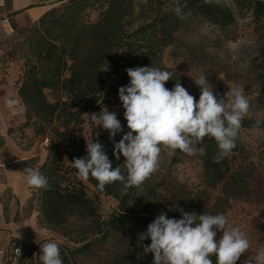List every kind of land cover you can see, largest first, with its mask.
Returning <instances> with one entry per match:
<instances>
[{"label":"rangeland","instance_id":"1","mask_svg":"<svg viewBox=\"0 0 264 264\" xmlns=\"http://www.w3.org/2000/svg\"><path fill=\"white\" fill-rule=\"evenodd\" d=\"M142 1L136 26L163 14L173 15L174 19L181 22L182 27L175 34L174 44L164 50L162 58L166 68L183 76V87L191 95H200L193 78L204 74L213 85V91L218 90L221 96L229 88L243 90L250 102V110L242 123L256 116V113L264 117V110L258 107L257 102L261 86L259 76L264 70V17L256 19L252 10H241L233 0H212L234 13V23L221 28L188 12V0H179L185 17L183 19L174 12L177 0ZM64 3L67 1L39 0L37 6L44 7L47 13ZM86 14L91 22H95L100 11L91 9ZM39 20L27 19L14 23L13 31L0 50V135L33 151L37 158L30 166L39 160L40 165L44 163L52 148V138L36 134V120L27 123L26 110L18 116H11L5 107V99L13 96L25 107L18 95L24 80L27 54L25 39ZM104 97L106 104L103 107L115 112L120 121L126 122L118 94L111 89ZM62 131L68 138L78 137L93 142L107 133L90 123L87 115L82 126ZM238 138L239 150L228 156L231 172L222 184L215 187L210 186L207 180L202 167V155L197 153L189 156L180 150L161 146L158 171L145 181L147 192H144V196L180 217L181 213L175 210V205L185 212L195 211L198 215L204 212L227 215L229 227H240L251 244L248 252L237 262L243 264L247 257L254 256L259 248L264 247V132L257 134L253 129L242 127ZM46 139L49 140L48 146H45ZM66 169L68 176H74L84 184L87 196L93 203L94 215L71 218L67 225L58 229H50L42 223L40 189L28 186L24 174L13 178L8 171L9 175L0 171V264H9L8 248L17 241L23 246L37 248L33 255L35 264H40V245L49 241L56 242L65 251L61 255L63 264H109L114 256L113 243L100 242L97 223L109 220L118 211L119 203L112 197L99 195L89 181L80 180L70 163L65 164L63 170ZM220 235L222 233L218 232L217 238ZM86 244H92L86 254H71Z\"/></svg>","mask_w":264,"mask_h":264},{"label":"trees","instance_id":"2","mask_svg":"<svg viewBox=\"0 0 264 264\" xmlns=\"http://www.w3.org/2000/svg\"><path fill=\"white\" fill-rule=\"evenodd\" d=\"M67 3L45 13L26 36V58L24 80L18 95L26 108L27 123L35 119L36 134L49 138L52 148L38 171L45 175L50 184L48 189H40L42 223L50 229L67 225L74 217H93L94 207L87 196L84 184L74 176H68L64 166L73 158L86 156V141L82 138H68L62 131L66 128L80 127L88 113H98L106 104L105 93L129 84L126 69L137 66H153L173 73V79L166 82L171 89L176 82L183 86L184 78L180 73L166 68L162 54L175 42V34L182 27L173 15H158L154 20L136 26L139 20L138 10L142 0H65ZM237 7L250 9L256 19L264 17L263 0H233ZM57 4V3H55ZM53 4V5H55ZM100 11L98 19L91 22L87 11ZM186 9L208 23L227 28L235 21L234 13L212 0H188ZM260 89L257 98L258 107L264 110V70L259 76ZM214 93L220 94L217 90ZM221 95V94H220ZM196 100L198 96H194ZM255 118L242 123V127L252 129ZM124 132L118 133V142L128 131L127 123L121 121ZM264 128V125L261 126ZM94 142L103 144L113 167L123 164L113 156L114 141L108 132ZM239 148V138L236 141ZM200 147L205 149L202 155V167L210 186L222 184L231 168L228 157L219 163L213 157L219 151L213 138H205ZM175 162L178 160L175 158ZM89 183L99 195L116 199L118 211L109 220L97 223L102 244L113 243L114 256L109 264H152L153 254L144 253L143 244H150V238L139 241L138 234L147 230V226L161 213L169 218L181 217L158 202L145 198L147 192L135 187L127 193L123 185L114 182L106 185L105 190L97 188V181ZM111 240L113 242H111ZM23 255L17 261L11 258L9 264H35L33 255L37 248L23 246ZM92 244H86L71 252L83 255L90 251ZM61 255L64 250L60 248ZM215 264V257H212Z\"/></svg>","mask_w":264,"mask_h":264},{"label":"clouds","instance_id":"3","mask_svg":"<svg viewBox=\"0 0 264 264\" xmlns=\"http://www.w3.org/2000/svg\"><path fill=\"white\" fill-rule=\"evenodd\" d=\"M174 12L177 17L185 18L179 0ZM126 72L129 84L118 89L128 128L122 138L115 142L116 135L124 132L115 112L103 107L99 113L86 114L90 123L108 132L114 141L113 156L119 161L122 155L124 162L114 168L103 144L86 140L87 155L73 158L71 162L80 180L94 179L101 191L114 182L123 185L124 193L133 187L143 191L145 181L158 171L161 146L189 156L205 155V149L198 145L205 138H213L219 149L213 157L215 163L232 154L242 122L250 110V102L242 89L229 88L221 96L214 93L208 76L201 74L193 78L200 90L196 100L180 82L171 89L165 86L173 79L172 72L153 66L127 68ZM5 107L13 117L26 110L13 96L5 99ZM262 125L264 117L256 113L253 131L264 132ZM23 173L28 186L50 188L48 178L38 170L26 167ZM174 208L181 213L180 219L161 213L145 232L138 234L141 242L150 238V244L141 246L144 253L153 254L152 264H214L213 256L215 264H237L250 249L246 233L240 227H229L224 213L198 215L195 211L185 212L178 205ZM218 232L222 233L219 238ZM40 249V264H63L56 242H45ZM17 255L20 256L18 248ZM243 264H264V247L247 257Z\"/></svg>","mask_w":264,"mask_h":264},{"label":"crops","instance_id":"4","mask_svg":"<svg viewBox=\"0 0 264 264\" xmlns=\"http://www.w3.org/2000/svg\"><path fill=\"white\" fill-rule=\"evenodd\" d=\"M38 2L39 0H0V50L13 31L14 23L25 22L27 19L36 21L43 16L46 9L37 6ZM34 158L37 157L32 150L18 146L7 136L0 135V171L3 174L9 175V172L13 178L21 177L24 168L36 169L40 166V160L30 166L35 161Z\"/></svg>","mask_w":264,"mask_h":264},{"label":"built area","instance_id":"5","mask_svg":"<svg viewBox=\"0 0 264 264\" xmlns=\"http://www.w3.org/2000/svg\"><path fill=\"white\" fill-rule=\"evenodd\" d=\"M48 143H49V140L48 139H46L45 140V146H48ZM17 248L18 247H16L14 244H11L10 246H9V256H10V258L13 260V261H17L18 259H20L21 257H22V255H23V251H22V249L21 248H18L19 250H20V256H18L17 255Z\"/></svg>","mask_w":264,"mask_h":264}]
</instances>
